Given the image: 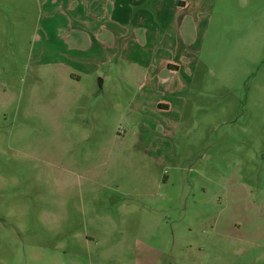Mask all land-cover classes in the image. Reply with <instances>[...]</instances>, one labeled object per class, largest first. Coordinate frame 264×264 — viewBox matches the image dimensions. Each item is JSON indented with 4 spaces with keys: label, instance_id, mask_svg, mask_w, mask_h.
<instances>
[{
    "label": "rangeland",
    "instance_id": "obj_1",
    "mask_svg": "<svg viewBox=\"0 0 264 264\" xmlns=\"http://www.w3.org/2000/svg\"><path fill=\"white\" fill-rule=\"evenodd\" d=\"M0 264H264V0H0Z\"/></svg>",
    "mask_w": 264,
    "mask_h": 264
},
{
    "label": "crops",
    "instance_id": "obj_2",
    "mask_svg": "<svg viewBox=\"0 0 264 264\" xmlns=\"http://www.w3.org/2000/svg\"><path fill=\"white\" fill-rule=\"evenodd\" d=\"M180 5H182L183 7L186 6V4L184 3H180ZM158 108L162 110H167L169 107L167 105H159Z\"/></svg>",
    "mask_w": 264,
    "mask_h": 264
}]
</instances>
